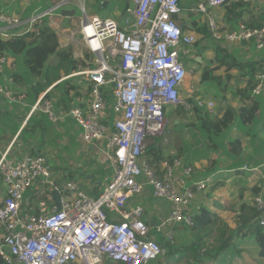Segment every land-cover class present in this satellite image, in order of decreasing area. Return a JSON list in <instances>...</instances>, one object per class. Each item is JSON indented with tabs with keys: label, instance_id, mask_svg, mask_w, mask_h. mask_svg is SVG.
<instances>
[{
	"label": "built area",
	"instance_id": "1",
	"mask_svg": "<svg viewBox=\"0 0 264 264\" xmlns=\"http://www.w3.org/2000/svg\"><path fill=\"white\" fill-rule=\"evenodd\" d=\"M182 0H133L123 25L112 17L85 14L80 27L81 40L92 55L76 73L90 81L89 102L76 106L71 115L83 131L84 141L94 143L107 139V155L113 174L99 195L77 191L68 183V198L61 196V208L48 199L39 201V211L23 210L26 192L34 185L55 188L48 158L25 155L11 158L9 150L0 156V176L6 186L0 199V257L4 264H104L107 261L124 264H150L166 254L167 249L156 239L140 231L144 206L129 205L131 197L152 189L155 198L169 200V218L156 227L158 232L168 222L194 226L191 205L196 193L207 189L205 180H195L196 167L182 157L163 159L158 166L147 156L156 147L168 123L169 107L191 110L188 98L194 96L196 106L212 111L213 100H205L187 88L188 67L185 56H192L197 38L183 31L177 19L182 12ZM230 0H206L196 10L207 13L213 38L229 44L254 43L264 49V20L260 27L239 23L235 29H221L210 8H220ZM64 4V2H60ZM57 9L43 11L28 20L33 23ZM23 18L10 12H0V32L4 28L23 25ZM7 33V34H6ZM8 37L9 33H1ZM9 62L0 55V72ZM252 90L264 91V73L257 76ZM15 92L0 83V95L12 98ZM56 121L55 103L45 95L34 106ZM114 113L108 121L107 111ZM251 171L258 167L244 166ZM51 200V199H50ZM253 206L257 220L264 226V190L255 193ZM150 228L147 227V231ZM173 240V236L169 235Z\"/></svg>",
	"mask_w": 264,
	"mask_h": 264
},
{
	"label": "crops",
	"instance_id": "2",
	"mask_svg": "<svg viewBox=\"0 0 264 264\" xmlns=\"http://www.w3.org/2000/svg\"><path fill=\"white\" fill-rule=\"evenodd\" d=\"M101 1H106L104 5L111 6L106 17L115 18L120 25H123L125 18L129 15L127 10L134 7L133 0ZM205 1L183 0L182 12L191 11L195 15L190 16L188 20L183 17L180 24L185 32L193 33L199 41V46L194 47L197 55H200L197 56L200 58V61L196 59L197 64L202 65L204 69H214L213 74L220 79L214 81L203 80L202 73L199 81L204 88V92L197 85L199 91L195 94L206 97L209 83L213 82L212 92L219 93L223 99L231 98V100L234 99L241 103L236 107L237 105L230 101L229 105L235 109L255 101L259 102L256 118L251 124L243 125L236 118L231 124V128L220 134L225 140L223 144L227 149L230 148L231 142L237 139L241 142L244 150L245 145L247 146L249 154L239 156L227 152L225 155L216 157L213 166L212 162L211 164L209 162L193 164L196 168L200 167V170L196 171L194 179L207 181L208 187L206 190L196 193L191 211L195 216L204 207L212 212L213 217L219 218L214 225L208 226L202 231L201 237L203 240L200 244L202 248L208 250L207 246L215 247L220 236L225 235L226 238L228 237L227 228L220 222L221 220L231 230L238 229V224H240L238 221L243 210L252 207V197L257 193L255 188L253 189L259 183V181L255 183L256 180L253 179L257 177L255 174H259L262 179L264 178V149H259L264 143V91L261 95L252 93L257 82V76L264 73V49H257L254 43L229 44L213 38L207 17H199L200 12L197 11L196 13L195 11V4ZM60 2H64V4L59 8L58 13L54 12L50 15V25L57 31L62 45L61 33L70 32L66 30H70L71 26L78 27L77 31H72L73 35L70 38L71 42L76 41L75 35L78 32L80 33L81 23L85 17V14L83 17L81 14L77 15L76 8L79 4L84 6V3L87 2L91 9L97 2L96 0H24L22 3L27 5H23L20 13L22 15H19L23 18V25L16 28H4V31L8 33L20 32L21 29L29 28L30 25L27 22L31 17ZM3 6L2 4L1 9H3ZM8 7L13 6L9 4L4 9ZM12 9L10 8V11ZM83 10H85V7ZM63 11L68 15H63ZM72 11H74L73 15H71ZM212 13L216 16L221 29H235L242 22L249 26L252 24L254 27H260L264 20V0H230L226 5ZM87 15L97 14L93 12ZM183 20L185 22H182ZM59 29L63 31L60 33ZM198 29L204 30H200L201 33ZM76 43V48L83 55L84 50H87L86 46L82 40ZM219 49L221 50L219 51ZM221 53L229 55L230 59L223 60ZM7 56L9 62L5 65L4 70L0 72V83L9 85L15 94L12 98L0 95V156L7 150L10 153L9 156L15 159H21L25 155H43L48 158L52 169V179L56 183L55 188L59 189L62 198L69 197V191L66 188L68 183H72L77 191L81 190L89 195H99L113 174L112 165L107 155V139L104 138L94 143L85 142L82 128L71 115V109L76 106L86 107L89 102L88 88L90 87V81L85 75L76 74L83 66L75 70L69 66V68H62L59 78L51 85L46 86L44 80L32 77L27 71H23L24 77L20 81H16L14 79V72L17 71L16 61L14 57ZM217 56L220 58L217 59ZM52 62L57 63V60L54 59ZM234 62L238 67L229 68L228 65H232ZM66 70L68 72H65ZM251 77L254 78V86L251 92L249 91V100H247L244 95L242 96L241 90L247 88L248 80L250 81ZM34 84H42L46 86V89L36 95L33 89ZM69 88L70 91L67 92ZM44 95H46V98L54 100L57 114L56 121L51 120L43 111L34 109V106ZM225 109L218 114V117L224 114ZM113 115V111L109 109L107 111L108 121L113 119ZM173 123L178 125L180 122L175 120ZM233 129H237L238 132H232ZM233 133L238 136L232 138ZM227 141H230V143ZM255 150L259 152L257 155L254 153ZM202 159L206 160V157H202ZM253 159L259 161V164L255 166L258 167V170L253 172L244 169L245 165L254 167ZM199 164L202 165L199 166ZM262 183L258 185V188L261 187ZM41 186L44 185L36 184L26 192L23 203L25 212L37 213L39 211V201L43 198L48 199L49 202L54 201L53 203L57 205L52 194L55 188H41ZM5 192L6 186L0 180V199L5 195ZM136 204L143 205L145 210L144 215L140 218L142 222L139 225L140 231L147 232V236L156 238L165 248L168 244L178 247V250L173 249L170 254H174L177 261L181 256L186 260V255L191 254H186L184 247L191 246L198 238L191 227L184 223L168 222L161 232L156 230L158 225L169 218L172 203L166 199L155 198L152 189L145 187L141 194L130 198L129 205L134 206ZM147 227L150 230L147 231ZM154 229L157 233H160L158 236L155 234ZM3 233V227L0 226V240ZM169 235L173 236V240L169 239ZM241 237H243L242 241H240ZM232 238L235 249L230 250L229 257L224 258V253H222L214 259L199 256L197 261L203 260L205 264H235L237 260L244 257L249 258V238L252 237L249 234L240 236L238 233H234ZM257 250L256 254L258 258H261Z\"/></svg>",
	"mask_w": 264,
	"mask_h": 264
},
{
	"label": "trees",
	"instance_id": "3",
	"mask_svg": "<svg viewBox=\"0 0 264 264\" xmlns=\"http://www.w3.org/2000/svg\"><path fill=\"white\" fill-rule=\"evenodd\" d=\"M1 6L2 5L0 3V9ZM176 17L178 19V15ZM198 30L202 33L204 29ZM206 31H208V29H206ZM2 32L4 31L0 32V55L7 54L14 57L17 65V71L14 72V79L16 81H20V79L24 77V74L22 72L27 71L32 77L41 78L45 81V85L49 86L59 78L60 70L62 68H66V66H69L70 68L75 70L81 68L82 66H85L86 64V61L84 59H80L77 57L75 58L71 47L68 48L62 46L57 31L50 25V15H45L40 20L33 23V27L30 31L23 32L20 34L10 32L8 37H3V35H1ZM195 43L193 47H198L199 44ZM220 50L221 49H219V51ZM221 54L223 60L230 59L229 55L223 53ZM86 56L89 59L92 58V55L90 56L89 54H87ZM197 56L200 55L198 54ZM53 57L57 59L56 64L51 63V59ZM218 58L220 57L217 56V59ZM228 66L229 68L238 67L235 62L232 65L229 64ZM213 72L214 69L205 70L203 72L202 79L211 81L219 80L220 78L215 76ZM253 80L254 78L251 77L250 81L248 80L247 88L241 90V92L243 93L242 96L244 95L247 100H249V91L251 92L254 86ZM46 86H43L42 84H34L33 89L35 90V94L38 95L41 91H44L46 89ZM70 88L67 89V92L70 91ZM193 105L197 111H201V108L196 106L195 102H193ZM178 108H182V106H179ZM258 109V101L252 102L250 104H245L239 109H235L234 107L229 105L226 107L225 112L221 117L217 116L213 120L210 118L206 119V117H204L201 121L202 125L200 127L198 125L194 126L195 128L197 127L196 129L201 131V133L207 138V143L209 145L210 142L212 144H217L215 137L227 131L230 128L231 124L236 120V118H238L240 123H242L243 125L251 124L256 118V113ZM178 127L179 124L175 126L176 129H178ZM230 145L231 153L240 156L242 153L241 142L235 139L231 142ZM160 147L161 146L157 145L156 147L151 148L147 153L148 158L155 166H158L160 162L166 157L171 158L175 156L173 154L164 156L163 151ZM259 149H264V143ZM254 153L255 155H257L259 152L258 150H255ZM176 156L180 157L181 155L179 154ZM182 158L187 161V157ZM253 160L254 161L252 163L255 164L253 165L255 167L259 164V161H257V159ZM0 180L2 181L1 176ZM259 189L260 188H258L257 186L255 188V192H258ZM257 217L258 212L254 207H249L248 210H243L242 215L240 216V219L238 221L240 223L238 224V229L234 231L231 230L228 225L221 220L220 222H222L224 227L227 228V231L229 233L228 237L226 238L225 235L220 236L216 241L217 243L214 247V250L210 251L206 250V248H202V245L200 244L203 240L201 234L203 230L208 228V226L214 225L216 221L219 220V218L213 217V214L209 209L202 207L200 212L194 216V226L191 227V230L197 235L198 238L191 246L184 247L185 253L193 254V258L195 260H197L199 256L214 259L217 255H221L222 253H224L223 257L227 258L230 256V250L235 249V245L233 244L234 241L232 238L233 234L238 233L240 236H246L249 234V236L254 238L258 245V255L261 258H264V226H261L259 224ZM172 250H170V253L172 252ZM0 264H4V261L1 257ZM106 264L123 263L109 261Z\"/></svg>",
	"mask_w": 264,
	"mask_h": 264
},
{
	"label": "rangeland",
	"instance_id": "4",
	"mask_svg": "<svg viewBox=\"0 0 264 264\" xmlns=\"http://www.w3.org/2000/svg\"><path fill=\"white\" fill-rule=\"evenodd\" d=\"M97 2L95 3L93 8H89V4L87 2L84 3V6H81L80 4L78 5L77 9V15L81 14L82 17L84 16V14H91L93 12H95L97 15L101 16V17H106L109 14V11L111 9L110 5H104V3L106 1H101V0H96ZM108 1V0H107ZM11 2V3H10ZM24 2V0H2L1 5L3 4V9H0V11H10V8H13L10 13H14L17 15H22L21 10L23 5H27ZM10 4V6L13 7H8L7 9L6 6H8ZM58 4V3H57ZM55 6V5H54ZM196 8H197V3L195 4ZM85 7V10H83V8ZM209 12H214L216 11L218 8H210L208 7ZM59 9H57L55 12L58 13ZM196 13L197 10L195 9ZM194 12L191 11H187V12H181L178 16V20L179 22L183 19V17L187 18V20L189 19L190 16H194ZM198 16H205L208 18L207 13H199ZM182 22H185V20H183ZM209 25V23H208ZM72 28L66 31H70V32H65L66 34H62L61 32L63 31L62 29H59V32L61 33V38L63 40V47H71L73 55L77 58L80 59H84L85 61H89L90 59L86 56L87 54H89L91 56V54L87 51L84 50L83 55L80 54V51L76 48L77 46V41L81 40V35L78 32L75 35V40L74 42L70 41V38L72 37V31H77L79 28L75 27V26H71ZM210 28V27H209ZM196 43H199L198 39L196 40ZM70 42V43H69ZM195 43V44H196ZM196 49H194V47H192V56H185L184 57V62L186 64V66L188 67V76H187V81H186V86L187 88H185L182 93L183 96L185 98H187L189 96V87H191L192 85L195 86H199L200 90H202L204 92V88L201 85V82L199 81V77L201 76V74L207 70V68L204 69V67L202 65L197 64L196 58H197V52L195 51ZM80 55H82L80 57ZM57 60L56 58H52L51 59V63L55 64L56 62H52L53 60ZM208 67V66H207ZM66 68H69L68 66H66ZM65 72H68V70H66ZM209 90H208V94L206 95V97L203 96V98L205 100H213L215 102V108L212 111H208L207 109H201V111H197L194 108L193 102H194V96L188 98L189 102H191V104L193 105L192 107V111L191 110H185L184 107L182 108H174V107H169V111L167 113L168 116V123H167V127L164 131V133L159 136L156 140L158 142V145H161V149L163 151V155L168 156L170 154L173 155H181L180 157H187V161L191 162L192 164H197L198 162L201 163H206L209 162L211 164L212 162V166L215 165V161H216V157H220L222 155H225L227 152H231L230 148L227 149L223 142L225 141L223 139V137L220 136H216V143L217 144H212L210 142V145L207 143V138L201 133V131H199L198 129L195 128L194 125H198L199 127L202 125V119L204 117H206V119L210 118V119H215L218 114L225 109L227 106H229V102H233L235 105H237L236 107H238L241 103H239V101H235L234 99L231 100V98H227V99H223V97H220L219 93H214L212 92V85L213 82L209 83ZM166 111V112H167ZM178 120L179 123V127L178 129H175L174 127L176 125H174V121ZM234 125V124H233ZM231 128V127H230ZM229 128V129H230ZM234 133L238 132L237 129H233ZM233 133V137H237L238 135ZM233 140V139H232ZM228 143H230V141H227ZM212 145V146H211ZM149 151V150H148ZM245 154H249L248 153V148L245 145V150L242 147V155ZM202 157H206V160H203ZM201 160V161H200ZM202 164H199V166H201ZM200 170L199 168H196L197 170ZM251 171V170H250ZM257 170L253 171L256 172ZM197 173V172H196ZM257 175V177H254L253 179L256 180L255 183H257L259 181V183H257L254 187L256 188L260 183H262L260 190H264V178H260L259 174H255ZM42 187H48L47 185L45 186H41ZM250 189V188H249ZM249 193V192H248ZM255 195V194H254ZM254 195L252 197V201H251V205L253 206V198ZM155 234H157V236L160 233H157V231L154 229ZM243 237H241V240ZM173 247V248H172ZM178 247L176 246H171L168 244V246L166 247L167 251L166 254L162 257H160L158 260L152 261L150 264H205L203 262V260H195L193 258V254L187 256L186 255V260L184 257H180L179 260H175L174 258V254H170V250L172 249H177ZM208 250H214V247H209L207 246ZM258 246L257 243L255 241L254 238H249V258L246 259V257H244L243 259L237 260V262L235 264H264V259L262 258H258L257 254H256V250H257ZM180 252V251H179ZM168 257V258H167ZM175 260V261H174ZM115 262V261H114ZM124 264V263H123Z\"/></svg>",
	"mask_w": 264,
	"mask_h": 264
},
{
	"label": "water",
	"instance_id": "5",
	"mask_svg": "<svg viewBox=\"0 0 264 264\" xmlns=\"http://www.w3.org/2000/svg\"><path fill=\"white\" fill-rule=\"evenodd\" d=\"M62 5L63 4H61V3L56 4L55 6H53V7L49 8V9L45 10V12H46L45 14H47V12L50 11L51 9H53V8L59 9ZM64 12L65 11H63V15H68V14H65ZM73 14H74V11H72V14L71 15H73ZM196 59L198 61H200V58L199 57H197ZM52 194H53V198L55 199V201H56V203H57V205H58V207L60 209L61 208V194H60L59 189L58 188H55L52 191Z\"/></svg>",
	"mask_w": 264,
	"mask_h": 264
}]
</instances>
